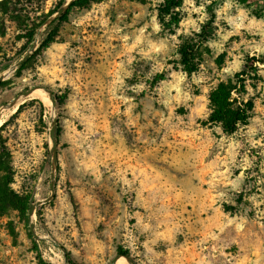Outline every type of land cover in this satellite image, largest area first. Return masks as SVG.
Listing matches in <instances>:
<instances>
[{
    "label": "rangeland",
    "instance_id": "374dc122",
    "mask_svg": "<svg viewBox=\"0 0 264 264\" xmlns=\"http://www.w3.org/2000/svg\"><path fill=\"white\" fill-rule=\"evenodd\" d=\"M66 1L0 0V118L29 87L67 92L54 110L49 201L52 105L26 98L1 124L10 186L28 207L0 213V264H108L120 247L133 264H264V71L249 87V125L226 134L204 123L211 88L247 54L264 55V14L255 11L264 0H185L174 33L160 23L162 0H91L49 22ZM198 34L207 38L197 47L200 68L188 74L178 48ZM31 221L64 250L36 239Z\"/></svg>",
    "mask_w": 264,
    "mask_h": 264
},
{
    "label": "trees",
    "instance_id": "16d2710c",
    "mask_svg": "<svg viewBox=\"0 0 264 264\" xmlns=\"http://www.w3.org/2000/svg\"><path fill=\"white\" fill-rule=\"evenodd\" d=\"M9 1L4 0V4L9 5ZM185 0H162L157 7L158 17L162 27L174 33L176 27L182 19L180 8ZM246 3L248 0H241ZM91 0H73L67 10L57 19L58 23L66 21L70 12L74 8L88 7ZM256 15L261 16L264 14V6L260 10H255ZM215 12L211 13L209 23L215 19ZM202 33L206 32V26ZM34 29L29 32V43L32 41ZM57 29L50 31L41 45V50L48 48L55 40ZM202 40H197L194 37L185 39L178 48L180 58L178 64L181 69L192 74L199 70L200 62L198 59L197 47L200 42L205 41L207 38L198 34ZM25 64V63H24ZM24 64L22 66H24ZM21 66V67H22ZM264 71V55H249L247 54L242 68L237 71L234 76L228 80L219 81L209 91V107L210 112L208 117L204 120L205 124L218 125L226 134H233L239 128L250 124L254 116L255 102L249 95V87L255 88L257 83L262 80ZM166 73H157L151 80L152 86L158 82L166 79ZM67 98V92L55 93L56 104H63ZM38 100V99H34ZM22 104L18 111L23 107ZM5 123L1 126L0 130L4 127ZM12 169L10 166V153L6 146L1 133H0V213L6 212L10 208H18L24 210L28 207L27 200L16 193L10 186L12 182ZM243 201V194L239 195L237 202ZM226 211L235 212L234 206L225 205ZM118 255L130 256L127 249L120 247Z\"/></svg>",
    "mask_w": 264,
    "mask_h": 264
},
{
    "label": "water",
    "instance_id": "95a60500",
    "mask_svg": "<svg viewBox=\"0 0 264 264\" xmlns=\"http://www.w3.org/2000/svg\"><path fill=\"white\" fill-rule=\"evenodd\" d=\"M73 0H67L63 5H61L55 12V16L51 19H49L48 21L51 22L53 19H55L56 17L62 15L67 8L69 7V5L71 4ZM37 43L34 42L31 47L26 51V53L13 65L10 67L9 71H12L14 69H16L18 66H20L22 63H24L31 55L32 51L35 50ZM6 74L0 75V81L4 80ZM38 88H42L40 86H32L27 88L26 90H23L22 92L18 93L13 100L8 103L6 106L8 107H12L14 106V104L16 103L17 100H19L20 98H27V96H29L34 90L38 89ZM50 97L51 102H52V113L54 116L51 117L50 120V138H51V156H52V175H51V191H52V195L49 196L48 198H46L44 201H49L55 193V168L57 166V162H58V119L54 114V110H55V106H56V99H55V95L51 90H48L46 88H42ZM19 107V106H18ZM40 204V202H36V203H31L30 207H29V218L32 219L33 214H34V210L35 208ZM30 230L32 232V234L34 235V237L36 239H44L47 238L49 241H51L54 245L62 248L64 250V248L62 247V245L57 242L56 240L52 239V238H48L46 236H42L39 235L36 231H35V227H34V223L31 221L30 223ZM120 256H126L129 259L130 264H133L131 259L127 256V255H117L111 262H109L108 264H115L117 259ZM67 264V263H64Z\"/></svg>",
    "mask_w": 264,
    "mask_h": 264
},
{
    "label": "bare ground",
    "instance_id": "6f19581e",
    "mask_svg": "<svg viewBox=\"0 0 264 264\" xmlns=\"http://www.w3.org/2000/svg\"><path fill=\"white\" fill-rule=\"evenodd\" d=\"M32 97V98H38L41 99L46 106H48L51 109V100L48 96V94L42 89V88H38L36 90H34L29 96H27V98ZM26 99V98H25ZM24 99L20 98L19 100L16 101V103L14 104V106L12 107H6L5 109L2 110L1 112V118H0V126L3 123V121L5 120L6 117H8L11 113H13L14 111L17 110L18 106L21 104V102H23ZM51 116H54L53 113L51 112ZM129 259L126 258V256H120L115 264H129L128 262ZM58 264H61L62 261L58 258L55 260Z\"/></svg>",
    "mask_w": 264,
    "mask_h": 264
}]
</instances>
